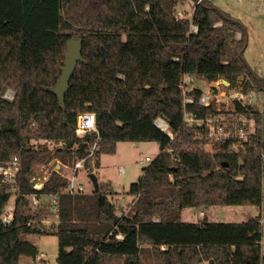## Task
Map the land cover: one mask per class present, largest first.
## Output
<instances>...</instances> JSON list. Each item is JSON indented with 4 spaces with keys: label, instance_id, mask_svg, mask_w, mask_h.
<instances>
[{
    "label": "trees",
    "instance_id": "obj_1",
    "mask_svg": "<svg viewBox=\"0 0 264 264\" xmlns=\"http://www.w3.org/2000/svg\"><path fill=\"white\" fill-rule=\"evenodd\" d=\"M186 1L0 0V166L17 156L22 164L9 224L2 219L14 194L0 176V264L36 258L38 249L25 236L49 233L58 238L57 264L116 258L124 264L151 258L159 264H264V112L236 105L257 122L255 136L236 152L231 142H212L207 128L187 122L213 116L216 107L200 104L202 89L186 95L183 89L188 77L264 94V79L244 59L246 27L209 0H201L192 19L187 12L178 18ZM73 38L83 39L86 64L77 68L61 108L50 90ZM9 90L13 101L4 98ZM186 97L193 102L185 104ZM84 113L95 115L98 134L77 135ZM158 119L173 138L156 126ZM125 142L160 147L130 187L129 215H117L111 183L72 197L65 193L70 181L54 171L35 189L36 165L71 167L86 159L85 168L94 161L96 169L102 155ZM57 195L58 223L48 231L43 223ZM231 206L261 213L241 224L181 218L185 209Z\"/></svg>",
    "mask_w": 264,
    "mask_h": 264
},
{
    "label": "rangeland",
    "instance_id": "obj_2",
    "mask_svg": "<svg viewBox=\"0 0 264 264\" xmlns=\"http://www.w3.org/2000/svg\"><path fill=\"white\" fill-rule=\"evenodd\" d=\"M201 1V0H200ZM213 4L223 12L229 14L235 20L240 21L247 29V47L244 54L246 63L253 72H256L264 79V0H212ZM197 3L186 1L184 6L180 8V12L190 14L196 7ZM260 6H263L260 9ZM241 35L239 34V38ZM186 90L192 88H201L207 92L209 84L205 80L193 78V82L189 85L184 82ZM222 85V84H221ZM219 85V89L227 94L232 92L225 85ZM230 89V90H229ZM229 90V91H227ZM189 92V91H188ZM254 99L250 106L258 111L264 112V94L253 92ZM6 98L7 97L6 95ZM220 109L223 113L232 110L233 102L229 97L222 99L219 104L214 103V107ZM37 144V143H34ZM130 143H120L117 145L114 154H104L101 156L100 165L94 169L95 174L101 182H111L115 190V196L111 197L117 209V215L124 217L130 214V207L134 204L135 199L128 195L130 187L139 182L143 176V169L148 167L160 155V147L157 143L147 142L138 143L140 146L130 149ZM53 147V146H51ZM150 161H147V159ZM60 164V162H58ZM72 170L74 166L63 168ZM68 170L64 171V177L72 175V171L68 174ZM56 171L53 163L49 165H36L32 182L36 187L44 186L51 174ZM99 181V182H100ZM100 182V183H101ZM76 184H83L86 194H91L93 185L89 178V169H82L78 174ZM42 188V187H41ZM14 194V189L12 190ZM14 199V197H13ZM260 209L257 207H214L210 209H185L181 218L184 223L197 224L205 219L210 223L222 224H241L248 222L250 219L260 215ZM58 223L56 213L46 218L44 228L50 230L52 226ZM25 239L32 243L38 249L36 258L22 256L20 264H57L58 258V238L54 234H30ZM165 250L166 248H162ZM106 264H124L123 258H116L108 261ZM144 264H159L155 258L144 261Z\"/></svg>",
    "mask_w": 264,
    "mask_h": 264
},
{
    "label": "built area",
    "instance_id": "obj_3",
    "mask_svg": "<svg viewBox=\"0 0 264 264\" xmlns=\"http://www.w3.org/2000/svg\"><path fill=\"white\" fill-rule=\"evenodd\" d=\"M199 0L196 4V6L200 3ZM195 9V8H194ZM193 11L189 14V18L192 19L193 17ZM184 13L180 12L178 14V18H182ZM191 31L196 33L198 31V27L192 25ZM191 78H185L184 82H186L188 85L192 82H189ZM225 85L226 88H230V86L226 85L223 80H219L215 83L209 84V89L207 92L204 91V94L202 95L200 99V104L204 107H210L214 105V103L219 104L222 99H225L230 96L232 102H233V108L231 111L227 113H223L220 109H216V114L213 116L207 117L205 119H198L195 117H188L187 122L188 123H195L196 125L207 128L208 130V137L210 141L212 142H231L232 143V149L236 152H239L240 150L245 148V145L250 142V140L255 136L257 132V122L256 120L250 116V115H243L242 113L238 112V109L236 107L237 104H241L243 106H250V103H252V99H254L253 92L249 94H245L240 89H231L232 92H229V94L221 91L219 89V85ZM221 85V86H222ZM184 93L187 94L188 91L186 90L185 85H183ZM229 89V90H230ZM227 90V91H229ZM7 97L9 98H6ZM15 97V93L13 91H9L5 94L4 98L13 101ZM193 100L189 97L185 98V104L192 103ZM216 107V105H215ZM164 123L167 128L166 130H163L160 127V124ZM156 126L163 132L168 133L171 138H173L172 134L169 132V126L168 124L162 120L158 119L156 122ZM90 132H97L96 128V117L94 114L90 113H84L79 116L78 119V129H77V135L79 137H82ZM99 139V137H98ZM98 143L96 142L93 147L91 154L89 158H92L94 156V153L97 149ZM147 161H150L148 158ZM85 162L86 159L79 160L72 169V176L68 179L70 181V185L68 189L65 191L66 194L71 195L72 197L79 195V194H86L85 188L83 184H76V181H78V174L79 172L85 168ZM91 166L94 167V161L91 162ZM22 170V164H21V158L15 157L12 162L7 166H0V176L3 178V183L10 186V192L14 189V199L7 209V212L5 213L3 217L4 224H9L14 216V209H15V203L17 199V177L18 174ZM57 171V169H56ZM35 189L41 190L38 187L35 186ZM59 196L52 197V203L55 205L54 213L58 214L59 209L57 207ZM33 207H37L40 204L39 198L34 195L31 198ZM119 238H122L119 236Z\"/></svg>",
    "mask_w": 264,
    "mask_h": 264
},
{
    "label": "water",
    "instance_id": "obj_4",
    "mask_svg": "<svg viewBox=\"0 0 264 264\" xmlns=\"http://www.w3.org/2000/svg\"><path fill=\"white\" fill-rule=\"evenodd\" d=\"M82 64H86L83 57V39L73 38L67 43L64 68L60 80L58 84L50 90V93L58 98L61 108H65L66 97L70 91L71 80L75 75L77 68ZM224 83L230 86L227 81H224ZM94 169L93 166L89 169V178L94 187V191L98 192L100 189V182Z\"/></svg>",
    "mask_w": 264,
    "mask_h": 264
},
{
    "label": "crops",
    "instance_id": "obj_5",
    "mask_svg": "<svg viewBox=\"0 0 264 264\" xmlns=\"http://www.w3.org/2000/svg\"><path fill=\"white\" fill-rule=\"evenodd\" d=\"M209 1H211V2L213 3L212 0H209ZM262 7H263V6H260V9H261ZM189 82H193V78H191ZM192 89H194V88H192ZM192 89H191V90H192ZM200 89H201V88H200ZM9 91H10V90H9ZM9 91H8V92H9ZM119 144H120V143H119ZM129 145H130V146H129L130 149H135V148H138V147L140 146L138 143H130ZM100 162H101V160H100ZM56 169H57V172L60 173V175H62V174L64 175V174H65L64 171H65V170H68V169H65V167L63 168V166L61 165V163H60V164L58 163V164L56 165ZM68 171H69V172H68V174H69L70 171H72V170H68ZM63 175H62V176H63ZM71 176H72V175L70 174L69 177H71ZM63 177H64V176H63ZM66 178H68V177H66ZM99 181H100V179H99ZM100 182H101V181H100ZM102 183H103V182H102ZM108 183H111V182H108ZM43 185H44V184H43ZM41 187L43 188V186H40L39 189H42ZM93 190H94V187H93ZM255 218H256V217H255Z\"/></svg>",
    "mask_w": 264,
    "mask_h": 264
},
{
    "label": "bare ground",
    "instance_id": "obj_6",
    "mask_svg": "<svg viewBox=\"0 0 264 264\" xmlns=\"http://www.w3.org/2000/svg\"><path fill=\"white\" fill-rule=\"evenodd\" d=\"M160 127L163 129V130H166L167 126L164 124V123H161L160 124Z\"/></svg>",
    "mask_w": 264,
    "mask_h": 264
}]
</instances>
